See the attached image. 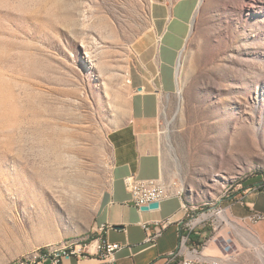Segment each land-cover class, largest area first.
Segmentation results:
<instances>
[{
    "label": "rangeland",
    "instance_id": "obj_1",
    "mask_svg": "<svg viewBox=\"0 0 264 264\" xmlns=\"http://www.w3.org/2000/svg\"><path fill=\"white\" fill-rule=\"evenodd\" d=\"M177 1L0 0V264L88 243L134 65L159 92V73L139 62L140 49L154 48L153 7ZM186 1L157 133L163 178L202 233L185 246L201 251L221 228L219 208L264 177V0ZM173 43L168 34L164 57ZM227 240L204 259L261 264L264 243Z\"/></svg>",
    "mask_w": 264,
    "mask_h": 264
},
{
    "label": "crops",
    "instance_id": "obj_2",
    "mask_svg": "<svg viewBox=\"0 0 264 264\" xmlns=\"http://www.w3.org/2000/svg\"><path fill=\"white\" fill-rule=\"evenodd\" d=\"M186 3L191 5L190 1L180 0L171 6L158 4L153 7L152 22L156 39L154 48L140 49L139 58L143 59L139 62L150 75H153L154 70L159 73L157 83L159 92L148 90L150 80L145 76H141L142 78L137 76L135 69L139 66L134 65V71L130 73V85L135 87L136 91L130 95L128 119L125 124L113 130L108 137L112 147L113 161L111 184L103 194L95 213L90 239L88 243L81 245H88L103 237L109 243L119 244L122 249L115 254L117 264H168L169 255L179 248L183 230L193 242L198 239L197 236L202 235L200 232L192 231L193 229L189 231L184 229L189 214L181 197L177 194L176 198L162 202L157 210L141 212L130 203L129 194L123 183L124 178L129 175H136L142 180L157 179L163 176L157 133L159 100L161 95L169 93L173 87L176 52L187 35V26L192 12L191 6L187 8ZM156 7L161 12L159 16H155ZM168 34H173L174 43L169 45V52L165 53L164 57L162 50ZM148 52L150 55L145 60L144 54ZM263 179L264 177H261L256 181H251L245 187L246 190L242 196H237L234 201L227 202L219 208L222 210V215L218 219L217 226L221 228L201 251L192 245L184 249L182 255L191 258L209 257L207 253L225 249L222 244L228 243L227 237L242 236L248 243H254L256 248L260 243H264V223L252 225L248 221L251 211L264 214V194L255 190V186ZM158 221H168L169 224L155 244H145L146 233L141 225H152ZM107 225L112 226L113 229L109 230L106 236H101L99 229ZM62 264L108 263L99 261L96 255L92 254L87 258H70L64 260Z\"/></svg>",
    "mask_w": 264,
    "mask_h": 264
},
{
    "label": "built area",
    "instance_id": "obj_3",
    "mask_svg": "<svg viewBox=\"0 0 264 264\" xmlns=\"http://www.w3.org/2000/svg\"><path fill=\"white\" fill-rule=\"evenodd\" d=\"M124 187L129 194L130 203L138 211L141 208L147 207L150 204H160L164 201L176 198V192L178 188L175 185L168 184L165 182L163 176L157 179L142 180L138 179L136 175H129L124 178ZM255 190L258 193L264 194V179L255 186ZM242 196V195H241ZM222 210L217 211V215H220ZM248 221L252 225L264 223L255 218V212L251 211L248 217ZM168 221H158L152 223V225H141L146 233L144 240L145 244L153 245L161 237L163 231L168 226ZM113 229L112 226H104L99 229L101 236L108 233L109 230ZM184 229L189 231L192 228L185 224ZM184 231V230H183ZM185 233V232H184ZM186 239L189 237L185 234L180 236V245L176 252L171 253L168 257V264H218L216 259H204L201 257H184L182 255L185 246ZM122 249V246L115 243H109L105 237L99 240H95L88 245L78 246L75 250H66L58 254V257L54 260H42V264H62L64 260L70 258H87L92 254L96 255L97 259L108 264H117L115 254ZM93 252V253H92ZM190 252L192 250L190 249Z\"/></svg>",
    "mask_w": 264,
    "mask_h": 264
},
{
    "label": "bare ground",
    "instance_id": "obj_4",
    "mask_svg": "<svg viewBox=\"0 0 264 264\" xmlns=\"http://www.w3.org/2000/svg\"><path fill=\"white\" fill-rule=\"evenodd\" d=\"M124 78V76H122ZM222 215V214H221ZM220 215V216H221ZM255 218L259 219L260 221H264V214L256 213L255 212ZM82 246L80 243L74 244L73 242H66L60 247H49L44 250H41L37 252L31 261H25L20 262L18 264H42V260H54L56 257H58V254H60L63 251L66 250H75L76 247ZM261 264H264V256L261 255Z\"/></svg>",
    "mask_w": 264,
    "mask_h": 264
},
{
    "label": "water",
    "instance_id": "obj_5",
    "mask_svg": "<svg viewBox=\"0 0 264 264\" xmlns=\"http://www.w3.org/2000/svg\"><path fill=\"white\" fill-rule=\"evenodd\" d=\"M158 208H159V204L153 203V204L148 205L147 207L141 208L140 211L147 212V211L157 210ZM115 229H119V227H115Z\"/></svg>",
    "mask_w": 264,
    "mask_h": 264
}]
</instances>
